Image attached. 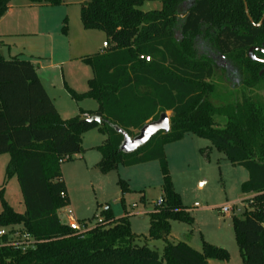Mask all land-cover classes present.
I'll use <instances>...</instances> for the list:
<instances>
[{"label":"trees","instance_id":"16d2710c","mask_svg":"<svg viewBox=\"0 0 264 264\" xmlns=\"http://www.w3.org/2000/svg\"><path fill=\"white\" fill-rule=\"evenodd\" d=\"M57 6L64 0H28ZM161 8L143 10L146 0H86L80 6L84 29L104 32L108 46L85 55L93 76L76 99L94 98L101 122L63 118L44 87L34 64L0 52V155L9 154L8 178L17 176L24 212L1 195L0 227L21 225L32 243L26 246L6 233L0 236V264H210L229 260V252L204 242L198 251L187 242L169 240L171 222L193 223L194 217L175 190L165 146L187 133L211 141L249 178L242 184L250 209L233 226L243 264H264V100L251 92L264 79V0H155ZM11 0H0V18ZM247 3L248 12L245 8ZM252 20H251V19ZM63 31L68 32L67 26ZM259 60L246 54L251 47ZM142 56H150L146 61ZM234 67V68H233ZM261 70L263 73L260 75ZM235 78L245 86L241 98L215 104V78ZM222 77V78H223ZM237 82V83H236ZM249 90L247 93L246 90ZM171 111L170 131L158 132L132 153L119 150L131 136L161 113ZM82 110V113H85ZM223 117V123L215 116ZM98 128L106 135L95 148L103 173L119 165L158 160L163 176V204L150 215L147 240L163 239L160 252L136 241L130 215L115 217L110 205L92 228L76 231L58 211L70 204L62 163L85 151L83 135ZM122 194L127 181H118ZM121 200L124 202V198Z\"/></svg>","mask_w":264,"mask_h":264},{"label":"rangeland","instance_id":"374dc122","mask_svg":"<svg viewBox=\"0 0 264 264\" xmlns=\"http://www.w3.org/2000/svg\"><path fill=\"white\" fill-rule=\"evenodd\" d=\"M16 1L18 0H15V3ZM82 1L84 0H65V4L51 6L49 14L43 11L42 14L32 12L25 14L28 20L31 17L39 18L40 14L42 18H50L49 35L34 25L31 28L35 30V34L3 37L7 43L2 47L5 57L18 56L35 61L63 118L79 115L85 118L82 110L92 111L99 105L90 97L78 100L69 91V88H73L78 93L86 92L89 87L88 79L92 77L89 64L68 57L69 49L81 44L78 32L82 27L80 19ZM141 8L159 9L161 2L146 0ZM65 25L68 32L71 30L72 44L68 32L63 31ZM0 30L10 34L12 30L10 23L6 20L0 22ZM88 33H95V36H85L91 45H102L106 39L102 31ZM96 33H100V36H96ZM253 52L252 55H255ZM222 77L219 72L214 80L218 97L213 101L217 105L240 99L246 89L245 86L234 85L235 78ZM251 92L257 99L264 100V79ZM215 118L218 122L224 121L223 117L216 115ZM105 138L106 135L98 128L88 130L83 135L82 143L85 151H88L86 158L73 157L62 163V173L71 203L58 211L59 217L63 223H68L70 217L67 211L71 209L79 222L85 221L87 228H92L101 217V211L110 205L115 217L130 215L131 229L140 235L136 239L138 243L147 244L161 252L165 242L163 239L146 238L150 230L149 214L162 197L163 176L160 162L154 160L132 166L119 165L118 169L103 173L95 163L101 157V153L95 147ZM165 152L174 188L194 217L192 224L172 221L173 236L170 241L189 242L188 244L198 251H202L203 243L208 242L229 252V260L210 259V264H243L236 242L233 217L243 218L245 211L250 209L248 195L244 194L241 188L249 178L248 171L243 166L232 164L226 154L214 147L210 140L193 133H187L182 140L167 145ZM9 160V154L0 155V212L3 209L2 194L15 211L24 212L26 207L17 176L10 178L6 176ZM119 179L127 181L131 188L130 192L124 195V202L121 200L123 194ZM224 206H231L233 210L224 213L222 211ZM0 229H5L13 240H19L21 243L25 241L26 233L21 225Z\"/></svg>","mask_w":264,"mask_h":264},{"label":"crops","instance_id":"0c3cea01","mask_svg":"<svg viewBox=\"0 0 264 264\" xmlns=\"http://www.w3.org/2000/svg\"><path fill=\"white\" fill-rule=\"evenodd\" d=\"M86 1V0H84ZM83 2V1H82ZM81 2V3H82ZM65 0H64V3L65 4ZM51 5H38V4H32L30 1L28 0H18L16 1L15 3V0H11L10 4H9V9L7 11V13L0 18V22H3V21H8L11 25V28L12 30L10 31L11 33L8 34L6 33L5 31L3 30H0V52L3 54L2 52V47L3 45H6L7 43L5 42V39L3 38L4 36L6 35H13V36H18V35H26V34H35L34 31L35 30H32L31 27H34V25L37 27H39V29H41V31H44L45 34L47 33L48 35L51 34L50 30H49V27H50V18L49 19H45V18H42L41 17V14H42V11L45 12V14H49V12H51ZM27 12H32L34 14H40V17L39 18H34L32 19V17L28 20L27 18H25V14ZM47 17V16H46ZM90 31H98V32H101L99 30H87V29H84L83 28V25L82 27L79 29V36H80V45L77 46V47H72L69 49V52H68V57L74 59V60H82V57H84L85 55H92V54H95L97 52H100L104 49V46H103V42L105 41V39L103 40L102 42V45H97V46H94V45H91L90 43H88L89 39L88 37L86 38L85 36H95V33H88ZM87 34H90V35H87ZM97 35L96 36H100V33H96ZM68 37L70 38V43L72 44V40H73V37L71 35V30L70 32H68ZM4 56V54H3ZM5 57V56H4ZM14 57V56H13ZM18 57V56H17ZM40 57V56H39ZM7 58V57H5ZM11 58V57H10ZM35 66L36 68V71L44 85V87L46 88L48 94L50 95L51 99L53 100L58 112L60 113L61 115V112L57 106V103H56V100L55 98L51 95L50 93V90L46 84V81L44 79V77L41 75L40 73V69L37 68L36 66V63L34 60H31L29 59ZM91 67V66H90ZM92 69V68H91ZM92 76H93V71H92ZM90 79V78H89ZM88 79V80H89ZM70 89V88H69ZM73 89V88H72ZM74 90V89H73ZM99 106V105H98ZM96 110V109H95ZM86 112L83 113V116L85 117V115L89 114V111L88 110H85ZM169 112L171 111H167L168 115H169ZM90 115V114H89ZM62 116V115H61ZM170 116V115H169ZM178 142V141H177ZM171 144V143H170ZM169 145V144H167ZM167 145L165 146V149L167 147ZM88 153V151L86 150L84 153L82 154H76L74 157H79V158H82V159H85L86 157V154ZM99 159V158H98ZM101 159V157H100ZM97 160L96 165L98 164V162L100 161ZM89 162H87L86 164L88 165ZM88 168V166H87ZM118 169V168H117ZM116 170V169H115ZM113 171V170H112ZM111 172V171H110ZM108 172V173H110ZM107 174V173H106ZM64 178V177H63ZM66 183V182H65ZM131 189V188H130ZM130 192V191H129ZM128 193V192H127ZM125 193V194H127ZM69 194V192H68ZM125 194H123V198L125 200ZM162 194H163V191H162ZM70 197V196H69ZM121 197V198H122ZM70 203H71V200H70ZM151 213V212H150ZM68 224V223H67ZM171 233L169 235V240H171L172 236H173V224L171 223ZM134 232V231H133ZM135 233V232H134ZM137 234V233H136ZM189 243V242H187ZM165 245V242H163V247Z\"/></svg>","mask_w":264,"mask_h":264},{"label":"water","instance_id":"95a60500","mask_svg":"<svg viewBox=\"0 0 264 264\" xmlns=\"http://www.w3.org/2000/svg\"><path fill=\"white\" fill-rule=\"evenodd\" d=\"M245 8L248 12L247 3L245 2ZM251 19V18H250ZM252 20V19H251ZM264 20V15L260 24ZM254 50H263L260 47H251L248 51V54L251 59L258 60L252 52ZM264 51V50H263ZM263 73V70L260 72V75ZM84 121L86 122H101L102 116L100 114H93L88 118H85ZM115 130L123 135L122 143L119 147V150L124 153H132L138 150L140 147L144 146L146 143L150 141V139L156 135L158 132H169L170 131V116L167 112L161 113L160 117L156 120H152L147 122L136 134L135 136H131L126 130L121 128L118 125H113Z\"/></svg>","mask_w":264,"mask_h":264},{"label":"built area","instance_id":"2783aa9c","mask_svg":"<svg viewBox=\"0 0 264 264\" xmlns=\"http://www.w3.org/2000/svg\"><path fill=\"white\" fill-rule=\"evenodd\" d=\"M103 46H104V47H107V46H108V44H107L106 41L103 42ZM142 58H145L146 61H150V60H151V57H150V56H142ZM90 116H91V115L87 114V115H85V118H88V117H90ZM163 201H164V200H163V197L159 198V200L157 201L156 205H157V206L162 205V204H163ZM197 205H198V203L195 204V206H197ZM232 210H233V207H231V206H224V207L222 208V211H223L224 213H230ZM67 212H68V215H69V217H70V220H69V222H68V224L70 225V227H71L72 229L76 230V231H79V232L85 230V226L82 225V224H81V223H80V222L74 217L73 211H72L71 209H69ZM4 234H6L5 229H0V236H2V235H4ZM24 238H25V241H23L22 244H31V243H32V239H31V237H30L28 234H26ZM20 243H21V242H20Z\"/></svg>","mask_w":264,"mask_h":264},{"label":"flooded vegetation","instance_id":"af4514ba","mask_svg":"<svg viewBox=\"0 0 264 264\" xmlns=\"http://www.w3.org/2000/svg\"><path fill=\"white\" fill-rule=\"evenodd\" d=\"M256 58H258V60L260 59V57H258V56H256V55H254ZM262 71V70H261Z\"/></svg>","mask_w":264,"mask_h":264}]
</instances>
